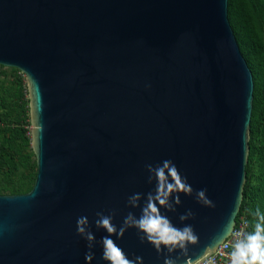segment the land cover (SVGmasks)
Masks as SVG:
<instances>
[{
  "label": "water",
  "instance_id": "1",
  "mask_svg": "<svg viewBox=\"0 0 264 264\" xmlns=\"http://www.w3.org/2000/svg\"><path fill=\"white\" fill-rule=\"evenodd\" d=\"M227 0H0V66L24 77L31 189L0 195V264H107L96 213L141 215L155 189L146 165L171 160L176 227L198 241L157 252L138 230L111 239L129 259L188 264L212 253L235 224L245 182L253 82L227 20ZM206 189L214 207L196 200ZM144 194L141 207L129 196ZM191 210L192 218L180 215ZM86 216L91 250L77 234ZM221 244V243H220Z\"/></svg>",
  "mask_w": 264,
  "mask_h": 264
},
{
  "label": "trees",
  "instance_id": "2",
  "mask_svg": "<svg viewBox=\"0 0 264 264\" xmlns=\"http://www.w3.org/2000/svg\"><path fill=\"white\" fill-rule=\"evenodd\" d=\"M226 12L253 82L245 182L236 216H244L250 233L256 211L264 215V0H227ZM10 70L8 78L0 73V195L28 192L36 171L24 80L18 70Z\"/></svg>",
  "mask_w": 264,
  "mask_h": 264
},
{
  "label": "clouds",
  "instance_id": "3",
  "mask_svg": "<svg viewBox=\"0 0 264 264\" xmlns=\"http://www.w3.org/2000/svg\"><path fill=\"white\" fill-rule=\"evenodd\" d=\"M148 183L155 181L154 191H150L144 197V194L135 193L128 198V205L136 208L141 207L140 201L144 197V204L141 207V215L136 217L132 212H129L124 218L122 225L117 229L112 223L115 213L105 215L102 212H97L98 219L95 225L98 229L102 228L108 233L102 237V259L107 264H142V258L136 257L134 260L129 259L123 249H121L113 239L112 235L117 238H122L124 233L129 228L138 230V235L141 242L145 240L152 244L157 252L166 249L169 254L180 250L184 255L187 252L189 244H195L198 241V236L195 234L191 225L184 227H176L171 220L160 209L175 212L176 205L181 204L180 194L186 196L193 195V188L187 182V178L182 176L171 160H164L155 166L146 165ZM196 200L203 206L214 207V203L207 197L206 189H201L196 192ZM191 210L180 215L181 222L193 217ZM258 218L254 225L253 232L235 233V239L231 245V252L228 253L229 264H264V215L259 210L255 213ZM77 234L83 237L88 243L87 247L91 250L95 243V236L89 230V221L86 216H81L77 219ZM233 235L231 231L227 233ZM219 242L217 247H219ZM93 253H86V261L91 262ZM177 259L169 257L165 258L164 264H177Z\"/></svg>",
  "mask_w": 264,
  "mask_h": 264
},
{
  "label": "built area",
  "instance_id": "4",
  "mask_svg": "<svg viewBox=\"0 0 264 264\" xmlns=\"http://www.w3.org/2000/svg\"><path fill=\"white\" fill-rule=\"evenodd\" d=\"M247 232V222L244 216L235 218V224L231 230L233 235H228L219 247H216L212 253L209 249H206L201 257L188 264H229L228 253L231 252V245L235 239V233Z\"/></svg>",
  "mask_w": 264,
  "mask_h": 264
},
{
  "label": "rangeland",
  "instance_id": "5",
  "mask_svg": "<svg viewBox=\"0 0 264 264\" xmlns=\"http://www.w3.org/2000/svg\"><path fill=\"white\" fill-rule=\"evenodd\" d=\"M17 70V69H16ZM1 72H3L4 73V75H3V77H5V78H8L9 76H10V74H11V70H10V68H6V67H1L0 68V73ZM17 72V74H19L20 76H22V78H23V80H24V77H23V75L19 72V71H16ZM0 79H2V77L0 76ZM24 84H25V82H24ZM25 88H26V85H25ZM25 98H26V100L28 101V99H27V91H26V96H25ZM27 108H28V103H27ZM28 115H29V110H28ZM28 129H30V126L28 127ZM29 137H30V135H29ZM30 149H31V147H30ZM31 152H32V150H31ZM33 154V153H32ZM33 158H34V156H33ZM253 174H254V176L256 175V173H255V171L253 172Z\"/></svg>",
  "mask_w": 264,
  "mask_h": 264
}]
</instances>
